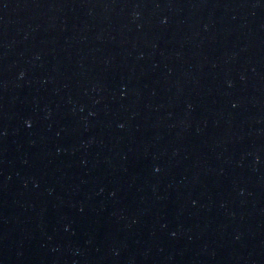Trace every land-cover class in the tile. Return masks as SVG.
<instances>
[{
  "label": "water",
  "instance_id": "1",
  "mask_svg": "<svg viewBox=\"0 0 264 264\" xmlns=\"http://www.w3.org/2000/svg\"><path fill=\"white\" fill-rule=\"evenodd\" d=\"M0 264H264V0H0Z\"/></svg>",
  "mask_w": 264,
  "mask_h": 264
}]
</instances>
